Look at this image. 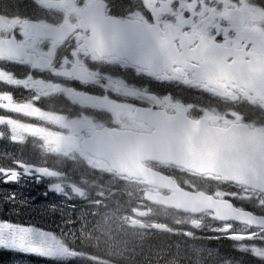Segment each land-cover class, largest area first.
<instances>
[{"label":"flooded vegetation","instance_id":"obj_1","mask_svg":"<svg viewBox=\"0 0 264 264\" xmlns=\"http://www.w3.org/2000/svg\"><path fill=\"white\" fill-rule=\"evenodd\" d=\"M47 30H53V37L43 35ZM0 40L6 48L13 46L46 59L53 69H85L100 83L52 77L22 60L0 56V130L22 133L18 138L24 143L32 133V119L37 117L46 145L75 150L82 156L81 140L96 130L152 133L155 128L133 119L135 109L167 116L179 111L224 130L244 126L264 141V94L237 87L231 81L234 74L230 75V65H249L253 55H259L258 67L264 71V0H0ZM161 46L170 51L174 47L186 68L198 69V73L173 67L152 74L128 62L155 54ZM166 63L171 64L170 57ZM155 66L159 70L157 62ZM218 67L222 70H216ZM108 84L152 98L145 102L147 99L119 97L105 89ZM83 156L93 162L92 166H100L90 170L88 184L79 165L67 171L59 169V177L74 173L79 182L71 181L69 190L77 186L84 190L83 197L87 193L95 196L97 190H105L109 196L117 192L105 183L106 178L114 177L121 185V194L137 200L139 210H127L136 213L127 220L128 227L131 229L134 220L144 225L131 231L150 239L153 258L161 250L172 254L177 245L187 250L194 243L203 245L205 259L257 257L248 245L254 237L263 238V231L214 220L210 213L191 216L152 206L145 196H168L172 191L103 173L107 170L104 162ZM143 166L183 191L203 193L228 208L264 218L261 193L171 165L146 162ZM61 186L65 191V185ZM156 225L165 230L155 229ZM6 231H0V247H6V239L7 243L15 239L12 230Z\"/></svg>","mask_w":264,"mask_h":264},{"label":"water","instance_id":"obj_2","mask_svg":"<svg viewBox=\"0 0 264 264\" xmlns=\"http://www.w3.org/2000/svg\"><path fill=\"white\" fill-rule=\"evenodd\" d=\"M3 42L0 41V55L23 59L34 69L49 71L54 76L76 77L75 71L53 70L45 61L35 59L24 51L14 49L13 46L6 48ZM170 56L176 58L171 64L184 63L183 60L177 59L178 56L174 52H171ZM128 60L138 65L136 60ZM233 74H236L234 81L238 86L250 92L254 91L253 83L248 81V76L243 78L235 70L231 71V75ZM87 79L81 80L98 84V81L89 77ZM107 88L110 86L108 85ZM111 89L116 93L144 99L135 91L120 90L115 87ZM157 125L160 127L152 136H140L116 130L97 132L83 141L82 150L94 157L104 159L110 168L121 176L148 178L149 173L141 168L139 163L150 158L199 174H211L224 181L264 193V144L246 128L231 127L222 131L207 127V123L202 120L194 122L182 116L163 119ZM16 177L17 175L12 173L8 181L15 182ZM205 198L201 194L177 192L172 196H155L149 200L155 205L183 213L198 214L206 210L218 213L220 211L218 204H207ZM230 219L252 228L264 229V219L245 212L233 210Z\"/></svg>","mask_w":264,"mask_h":264},{"label":"rangeland","instance_id":"obj_3","mask_svg":"<svg viewBox=\"0 0 264 264\" xmlns=\"http://www.w3.org/2000/svg\"><path fill=\"white\" fill-rule=\"evenodd\" d=\"M33 119L38 118L33 117ZM28 138L30 145L27 148L0 146V210H5L7 217L11 216L18 220L39 221L42 214L56 221L58 219L61 236L72 240L80 238L84 246L93 248L91 249L93 252L102 256L113 253L111 250L116 248L118 251L134 252L136 245L139 247L143 235L130 233L124 226L125 220L136 217V213L126 212L127 208H131V198L126 199L125 202H115L113 200L117 199L98 196L95 198L87 196L77 200L68 191L45 199L40 194H34L32 186L42 188L49 181L50 176L45 173L46 167L42 161L44 158L41 147L42 132L28 135ZM82 159L84 160V158L78 160ZM13 168L19 169L20 179L14 185H5L2 176ZM0 228L7 229V224L3 223ZM19 240L21 241L16 244L11 241L8 245L9 250L24 255L31 249V253L35 256L45 260L54 258L66 264H108L107 260L82 254L81 247L66 248L57 236L46 237L41 234L35 238ZM145 245L149 250L145 259H150L149 256L152 255L150 244ZM197 252L198 250L193 251L191 263L202 264L204 261ZM173 261L174 259L167 260L166 263L171 264ZM209 264L230 263L210 261Z\"/></svg>","mask_w":264,"mask_h":264},{"label":"trees","instance_id":"obj_4","mask_svg":"<svg viewBox=\"0 0 264 264\" xmlns=\"http://www.w3.org/2000/svg\"><path fill=\"white\" fill-rule=\"evenodd\" d=\"M39 227L40 229H43L42 226H39ZM78 245L79 244H74L73 246H78ZM81 250H82V254L93 255L99 259L107 260L108 264H166L167 262L164 260H156V261L155 260H150V261L141 260L139 255L136 252L135 254L131 256L126 257V255H121V259H116V258H113L112 255H109V254H107V256H102L96 252H93L90 248H85V249L82 248ZM172 258L174 259V261L172 262L173 264H188L187 257L185 255L179 256L178 254H175ZM191 262L192 260H190L189 264H193Z\"/></svg>","mask_w":264,"mask_h":264}]
</instances>
